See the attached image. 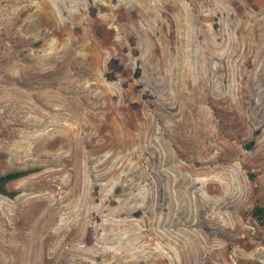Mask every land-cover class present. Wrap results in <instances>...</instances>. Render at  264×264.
<instances>
[{
  "label": "rangeland",
  "instance_id": "1",
  "mask_svg": "<svg viewBox=\"0 0 264 264\" xmlns=\"http://www.w3.org/2000/svg\"><path fill=\"white\" fill-rule=\"evenodd\" d=\"M25 169L0 264H264V0H0Z\"/></svg>",
  "mask_w": 264,
  "mask_h": 264
},
{
  "label": "trees",
  "instance_id": "2",
  "mask_svg": "<svg viewBox=\"0 0 264 264\" xmlns=\"http://www.w3.org/2000/svg\"><path fill=\"white\" fill-rule=\"evenodd\" d=\"M255 143V140H252L249 144L252 146ZM35 169H25V170H16V171H11L8 173H5L0 176V193L9 197H14L17 193L15 191H9L7 189V184L23 178L32 172H34ZM252 214L253 216L260 222V224L264 225V207L263 206H255L252 209Z\"/></svg>",
  "mask_w": 264,
  "mask_h": 264
}]
</instances>
